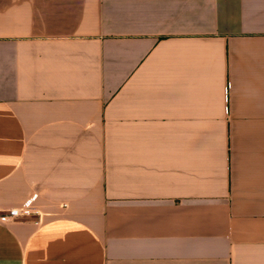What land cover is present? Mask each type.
Returning <instances> with one entry per match:
<instances>
[{"label":"crops","instance_id":"0c3cea01","mask_svg":"<svg viewBox=\"0 0 264 264\" xmlns=\"http://www.w3.org/2000/svg\"><path fill=\"white\" fill-rule=\"evenodd\" d=\"M0 264H264V0H0Z\"/></svg>","mask_w":264,"mask_h":264},{"label":"built area","instance_id":"2783aa9c","mask_svg":"<svg viewBox=\"0 0 264 264\" xmlns=\"http://www.w3.org/2000/svg\"><path fill=\"white\" fill-rule=\"evenodd\" d=\"M36 210L30 203L25 204L22 208H12L5 211H0V220L6 223L13 222L18 219L31 217V214Z\"/></svg>","mask_w":264,"mask_h":264},{"label":"rangeland","instance_id":"374dc122","mask_svg":"<svg viewBox=\"0 0 264 264\" xmlns=\"http://www.w3.org/2000/svg\"><path fill=\"white\" fill-rule=\"evenodd\" d=\"M35 217L39 222H41L44 219V214L41 211L36 210L31 214V217Z\"/></svg>","mask_w":264,"mask_h":264}]
</instances>
